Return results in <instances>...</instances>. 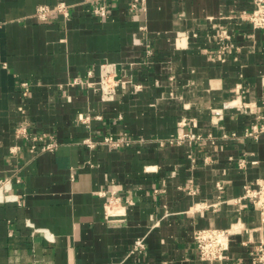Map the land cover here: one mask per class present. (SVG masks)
I'll return each instance as SVG.
<instances>
[{"label": "crops", "instance_id": "1", "mask_svg": "<svg viewBox=\"0 0 264 264\" xmlns=\"http://www.w3.org/2000/svg\"><path fill=\"white\" fill-rule=\"evenodd\" d=\"M59 2L69 18L36 17ZM132 3L0 0V264H260L264 208L244 196L264 185V131L245 134L264 123V29L238 17L254 0ZM106 62L130 81L113 101L72 85ZM124 134L136 142L86 143ZM204 229L231 231L222 261L200 259Z\"/></svg>", "mask_w": 264, "mask_h": 264}, {"label": "built area", "instance_id": "2", "mask_svg": "<svg viewBox=\"0 0 264 264\" xmlns=\"http://www.w3.org/2000/svg\"><path fill=\"white\" fill-rule=\"evenodd\" d=\"M69 8L70 6L65 2H59L55 6L41 5L37 9L36 17L41 21H47L52 14L59 13L65 18H69ZM131 10L132 12H143L145 10V0H133ZM93 11L101 17L108 16V8L106 4L95 6ZM238 17L249 20L257 29H264V0H254V8L250 11L240 12ZM215 37L221 44L218 52L223 56L222 60H225L224 55L226 50L233 47V45L229 42L231 39L230 34L225 28H221L220 32L217 33ZM71 83L72 85H83L86 83L88 87L93 88L94 91L100 94L102 100L113 101L118 94L119 89L128 85L130 81L118 74L116 64L106 62L100 66V77L97 81L85 82L84 80L76 78ZM20 91L23 96L28 97L31 91V84L29 82H22L20 84ZM85 119L87 120L88 118L86 117ZM262 131H264V123L259 129L255 127L253 130H247L245 136L257 138L259 133ZM19 132H21V134L26 138L31 137L25 126L20 127ZM45 137V135L32 136L34 140L38 141H45ZM201 139H204L201 135L183 133L179 134L176 141L182 143L184 141H199ZM135 142L136 141L131 139L127 134L122 136L109 135L99 141L91 139L86 141V143L91 147H95L97 144H104L114 148L129 146ZM55 147L56 144L54 142H49L43 146V150H52ZM244 161L245 160H243V162ZM219 188L222 187L219 185ZM244 197L249 198L256 206L258 205L259 207L264 208V185L261 184V188L257 190L247 187ZM120 199V196H118L115 191L110 192L108 201L109 207L113 208V206H115ZM109 212L112 213V210ZM230 236L231 231L229 229L197 230L194 234V239L200 259L210 262L222 261L225 259L226 252L230 247ZM134 249L135 251L145 250L146 245L144 239L137 240ZM252 255L256 262L264 264V242H261L256 246Z\"/></svg>", "mask_w": 264, "mask_h": 264}]
</instances>
